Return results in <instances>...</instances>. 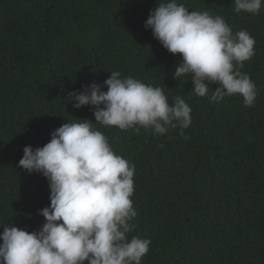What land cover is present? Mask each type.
I'll use <instances>...</instances> for the list:
<instances>
[{
    "label": "trees",
    "instance_id": "16d2710c",
    "mask_svg": "<svg viewBox=\"0 0 264 264\" xmlns=\"http://www.w3.org/2000/svg\"><path fill=\"white\" fill-rule=\"evenodd\" d=\"M177 3L255 38L240 69L257 86L253 107L239 94L210 102L192 92L190 76L174 79L182 55L145 27L159 0H0V224L42 228L49 182L19 167L23 150L43 147L66 122L95 123L94 107L76 109L69 93L92 84L107 91L119 71L192 109L183 135L94 124L136 167L128 239L151 240L142 264H264V5L252 15L236 13L233 0Z\"/></svg>",
    "mask_w": 264,
    "mask_h": 264
},
{
    "label": "clouds",
    "instance_id": "9594fccd",
    "mask_svg": "<svg viewBox=\"0 0 264 264\" xmlns=\"http://www.w3.org/2000/svg\"><path fill=\"white\" fill-rule=\"evenodd\" d=\"M233 2L236 13L252 15L264 5ZM145 27L169 53L182 55L173 76H190L195 95L217 103L239 94L245 107L254 106L257 86L240 71L255 55L256 40L247 30L234 33L222 17L190 11L177 0H159ZM104 84L107 91L92 84L68 96L76 109L93 106L95 123L156 135L169 128L183 135L192 123L189 104L177 96L170 105L161 87L119 71ZM82 121L64 123L43 147L25 146L19 167L47 179L51 203L40 212L46 222L38 232L0 224V264H142L149 253L150 239H128L130 221L138 215L132 200L135 165L114 153L95 123Z\"/></svg>",
    "mask_w": 264,
    "mask_h": 264
}]
</instances>
